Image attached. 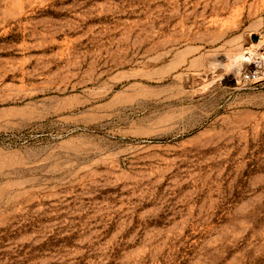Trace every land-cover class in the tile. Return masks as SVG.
Here are the masks:
<instances>
[{"label": "rangeland", "instance_id": "374dc122", "mask_svg": "<svg viewBox=\"0 0 264 264\" xmlns=\"http://www.w3.org/2000/svg\"><path fill=\"white\" fill-rule=\"evenodd\" d=\"M0 264H264V0H0Z\"/></svg>", "mask_w": 264, "mask_h": 264}, {"label": "built area", "instance_id": "2783aa9c", "mask_svg": "<svg viewBox=\"0 0 264 264\" xmlns=\"http://www.w3.org/2000/svg\"><path fill=\"white\" fill-rule=\"evenodd\" d=\"M251 74V73H250ZM252 74H255V72H253Z\"/></svg>", "mask_w": 264, "mask_h": 264}]
</instances>
